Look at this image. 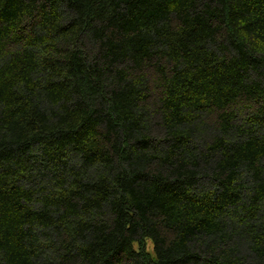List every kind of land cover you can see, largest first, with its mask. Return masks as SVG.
Listing matches in <instances>:
<instances>
[{
    "label": "trees",
    "instance_id": "16d2710c",
    "mask_svg": "<svg viewBox=\"0 0 264 264\" xmlns=\"http://www.w3.org/2000/svg\"><path fill=\"white\" fill-rule=\"evenodd\" d=\"M0 264H264V0H0Z\"/></svg>",
    "mask_w": 264,
    "mask_h": 264
},
{
    "label": "rangeland",
    "instance_id": "374dc122",
    "mask_svg": "<svg viewBox=\"0 0 264 264\" xmlns=\"http://www.w3.org/2000/svg\"><path fill=\"white\" fill-rule=\"evenodd\" d=\"M148 242H149V243H148V245H149V250H151V247H152L151 245H152V244H151L150 241H148Z\"/></svg>",
    "mask_w": 264,
    "mask_h": 264
}]
</instances>
